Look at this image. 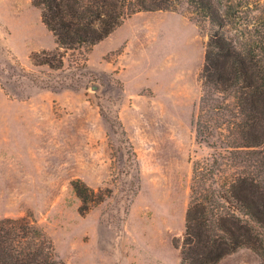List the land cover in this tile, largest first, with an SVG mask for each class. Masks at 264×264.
I'll return each instance as SVG.
<instances>
[{
  "label": "rangeland",
  "instance_id": "1",
  "mask_svg": "<svg viewBox=\"0 0 264 264\" xmlns=\"http://www.w3.org/2000/svg\"><path fill=\"white\" fill-rule=\"evenodd\" d=\"M208 30L185 7L141 11L55 69L31 58L57 48L40 9L0 0V219L34 220L71 264H181L193 165L212 152L195 132ZM76 179L96 191L85 212Z\"/></svg>",
  "mask_w": 264,
  "mask_h": 264
},
{
  "label": "trees",
  "instance_id": "2",
  "mask_svg": "<svg viewBox=\"0 0 264 264\" xmlns=\"http://www.w3.org/2000/svg\"><path fill=\"white\" fill-rule=\"evenodd\" d=\"M259 1L254 11L260 14L243 18L233 0H32L57 48L33 51L31 58L55 69L64 66L68 53L91 50L141 11L185 7L196 22L208 23L195 132L212 152L193 165L185 232L174 240L181 264H220L243 247L264 264V0ZM73 186L85 212L96 191L81 179ZM0 264L71 263L58 258L34 220L4 217Z\"/></svg>",
  "mask_w": 264,
  "mask_h": 264
},
{
  "label": "crops",
  "instance_id": "3",
  "mask_svg": "<svg viewBox=\"0 0 264 264\" xmlns=\"http://www.w3.org/2000/svg\"><path fill=\"white\" fill-rule=\"evenodd\" d=\"M41 19H42V18H41ZM3 20H8V18L5 19V18L3 17ZM13 35H14V34H13ZM24 37H25V36L22 35V37H21V41H24V39H25Z\"/></svg>",
  "mask_w": 264,
  "mask_h": 264
}]
</instances>
